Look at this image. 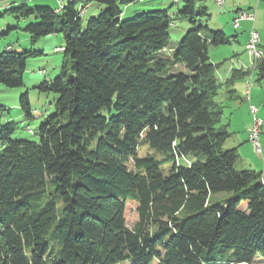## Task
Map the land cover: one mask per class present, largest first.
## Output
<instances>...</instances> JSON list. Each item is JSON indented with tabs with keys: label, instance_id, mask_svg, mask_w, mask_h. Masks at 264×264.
<instances>
[{
	"label": "trees",
	"instance_id": "16d2710c",
	"mask_svg": "<svg viewBox=\"0 0 264 264\" xmlns=\"http://www.w3.org/2000/svg\"><path fill=\"white\" fill-rule=\"evenodd\" d=\"M132 1L10 8L34 15L25 26L32 42L58 31L64 44L60 73L39 85L56 96L36 127L39 140L13 138L12 120L0 124V264L264 258V175L235 166L237 148L224 147L229 131L214 100L218 65L208 48L229 37L203 32L196 16L206 7L184 0L176 15L192 26L163 54L173 18L167 8L123 18L121 5ZM93 2L101 10L83 22L81 6ZM36 53L1 51L0 83L22 85L26 57ZM20 105L27 118L36 111L27 92ZM141 146L151 152L140 154Z\"/></svg>",
	"mask_w": 264,
	"mask_h": 264
},
{
	"label": "rangeland",
	"instance_id": "374dc122",
	"mask_svg": "<svg viewBox=\"0 0 264 264\" xmlns=\"http://www.w3.org/2000/svg\"><path fill=\"white\" fill-rule=\"evenodd\" d=\"M67 0H35L36 4L48 5L51 8L59 7ZM184 0H134L121 5L122 17L129 18L132 15L155 8H167L169 15L173 18L170 28V40L168 48L162 53L169 55L175 48L185 30L192 26L188 19L180 18L176 15L178 9H181ZM35 4V3H34ZM34 4H29L31 8ZM201 4L206 7L207 15L196 16V22L204 26L203 32L209 34V30H222L230 39V42L219 45H210L208 54L211 62L217 64L215 77L220 83L214 100L221 106L222 117L221 124L226 125L229 136L224 142V147H236L238 158L235 163L237 168L254 169L262 172L264 175V77L258 76V71L253 62L248 61L245 51V41L247 32L252 23L241 22V26L235 29L232 25V19L236 11L240 8L255 10V21L253 28L258 32L260 44L264 45V1L261 0H226L219 7L214 0H201ZM247 8V9H246ZM101 10L96 3H90L89 6H81L83 22L91 15H96ZM10 20V29L8 34L0 32V52L5 49L18 52L32 51L38 52L35 55L26 57L25 70L23 72V84L16 87H8L0 83V124L7 121H14L16 129L12 134L13 138L38 141L39 136L36 133V127L39 122L53 111L55 94L44 92L39 89L43 81L49 82L54 79L61 69L63 62V53L61 46L64 44L63 36L60 32H54L40 37L35 42L30 40L29 33L25 26L35 23L34 15L20 16L15 13L8 14ZM259 45V48L262 46ZM40 52V53H39ZM246 52V53H245ZM250 62L246 67L245 64ZM243 64L245 66V75H234L237 69ZM239 72V71H238ZM249 81V82H248ZM250 83L251 103L255 106L252 113L249 109V103L245 99V89ZM235 89V97H229L228 90ZM27 92L30 105L36 111L32 117H25L20 105V97ZM254 118L261 121L258 141L261 146V152H256L252 142L247 137V130L253 126ZM28 125V126H27ZM33 129L32 132L25 128ZM28 130V131H27ZM151 152L146 146H141L140 154ZM218 197L227 196V192L216 194ZM131 206L133 202H129ZM137 218L134 209L128 215L127 223L133 224ZM119 264H131L130 261L120 262ZM150 264H156L153 260ZM252 264H264V258L259 256L255 258Z\"/></svg>",
	"mask_w": 264,
	"mask_h": 264
},
{
	"label": "built area",
	"instance_id": "2783aa9c",
	"mask_svg": "<svg viewBox=\"0 0 264 264\" xmlns=\"http://www.w3.org/2000/svg\"><path fill=\"white\" fill-rule=\"evenodd\" d=\"M226 0H214L216 5L221 7ZM61 6V4H60ZM248 20L250 22H254L255 20V11L253 9H248L246 13H243L237 19H232V25L235 29H238L241 26V22ZM260 44V38L258 32L251 27L248 32V37L245 42V51H247V56L249 57V61L253 62L255 65L258 62V46ZM245 99L249 103V109L252 113L255 111V106L250 102V83L247 84L245 89ZM261 121L257 118H254L253 126L247 130V137L252 142L254 149L256 152H261V146L258 141L259 129H260ZM30 131V128L27 127Z\"/></svg>",
	"mask_w": 264,
	"mask_h": 264
},
{
	"label": "crops",
	"instance_id": "0c3cea01",
	"mask_svg": "<svg viewBox=\"0 0 264 264\" xmlns=\"http://www.w3.org/2000/svg\"><path fill=\"white\" fill-rule=\"evenodd\" d=\"M35 3V4H34ZM19 3H18V0H0V32L1 31H3V30H6L7 28H9L10 29V20H9V17H8V14L9 13H11V11H10V8L12 7V6H14V5H18ZM29 4H34V5H36V2H35V0H28L27 2H26V5L28 6ZM56 6H54L53 8H55ZM237 9H240V8H236V10ZM247 9V8H246ZM249 9V8H248ZM250 9H253V8H250ZM254 10V9H253ZM255 11V10H254ZM255 21V20H254ZM243 22H249L250 23V21H248V20H245V21H243ZM252 23V22H251ZM252 26H253V23H252ZM251 26V27H252ZM250 27V28H251ZM9 29L6 31L7 33L6 34H8L9 33ZM248 32H249V30H248ZM248 32H247V37H248ZM247 37H246V39H247ZM246 42V41H245ZM246 53V52H245ZM245 58H247L248 59V57H247V55H246V57ZM248 61H249V59H248ZM248 64L250 65V62H248ZM248 64H247V61H246V64H245V66L247 65L248 66ZM241 66L239 67V69H237L239 72H237V75L239 74V75H245L244 74V71H245V66L243 65V64H240ZM246 66V67H247ZM231 92V93H229V97H231V98H234L235 97V89L233 88H231L230 90H228V92ZM250 102H251V96H250Z\"/></svg>",
	"mask_w": 264,
	"mask_h": 264
},
{
	"label": "bare ground",
	"instance_id": "6f19581e",
	"mask_svg": "<svg viewBox=\"0 0 264 264\" xmlns=\"http://www.w3.org/2000/svg\"><path fill=\"white\" fill-rule=\"evenodd\" d=\"M178 0H173V2H176ZM61 7V6H59ZM247 10H243V9H239L236 11V14H235V17L233 19H237L239 16H241L243 13H246ZM261 55H262V50L261 48L258 47V59L261 58ZM249 82V81H248ZM244 264V263H242Z\"/></svg>",
	"mask_w": 264,
	"mask_h": 264
},
{
	"label": "water",
	"instance_id": "95a60500",
	"mask_svg": "<svg viewBox=\"0 0 264 264\" xmlns=\"http://www.w3.org/2000/svg\"><path fill=\"white\" fill-rule=\"evenodd\" d=\"M28 0H18V3H26Z\"/></svg>",
	"mask_w": 264,
	"mask_h": 264
}]
</instances>
